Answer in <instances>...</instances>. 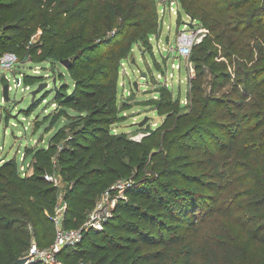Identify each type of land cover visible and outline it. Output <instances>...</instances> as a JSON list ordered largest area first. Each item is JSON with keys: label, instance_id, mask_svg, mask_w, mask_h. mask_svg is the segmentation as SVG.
<instances>
[{"label": "rangeland", "instance_id": "374dc122", "mask_svg": "<svg viewBox=\"0 0 264 264\" xmlns=\"http://www.w3.org/2000/svg\"><path fill=\"white\" fill-rule=\"evenodd\" d=\"M23 10H34L37 17L20 38L23 47L32 46L30 57L18 63L13 74L0 68V166L15 159L19 171L30 176L42 167L44 171L36 156L42 148L49 158L63 148L88 158L98 140L103 145L110 136L124 133L127 141L147 147L145 161L138 162L136 146L125 145L135 160L119 163L118 158L110 164L116 170L94 187L95 202L84 223L110 187L112 198L122 194L129 199L131 190L148 218L142 222L126 214L114 220V231L97 235L100 245L121 239L141 264H167L169 252L160 238L171 233L193 240L194 264H264V245L252 242L247 234L253 228L264 232V216L255 219L246 198L251 191L264 193V0H32ZM183 33L199 39L188 57L178 50ZM54 49L56 57L51 59L48 55ZM60 50L66 55L60 56ZM18 51L21 57L23 48ZM62 58L70 60L73 73L59 62ZM14 75L21 77L20 86ZM25 75L32 76L29 86ZM244 81L250 82L247 89ZM195 82L211 100L217 125L194 127L186 136V128H181L177 138L171 137L168 150L170 136L163 140L167 128L160 127L169 113L176 117L186 112L180 110L188 105L187 95ZM4 83L10 86L8 101L3 100ZM41 83L46 86L37 91ZM75 90L76 103L66 105L72 122L66 125L68 121L61 118L48 127L59 109L58 100ZM149 99H160V104H147ZM77 130L87 133L74 139ZM123 145L114 143L112 150ZM161 156H169L166 168H161ZM51 174L58 180L57 206L66 208L72 183L57 166ZM169 183L174 192L186 191L165 193L162 185ZM153 197H161L171 210L176 201L197 203L194 229L184 227L167 211L155 210L150 205ZM27 228L31 243L40 241L41 249L51 247L55 226L46 239L39 231L34 234L31 225ZM64 247L55 257L69 264L60 256ZM29 248L18 259L27 256ZM147 257L153 258L144 262ZM27 264L48 263L40 258Z\"/></svg>", "mask_w": 264, "mask_h": 264}, {"label": "trees", "instance_id": "16d2710c", "mask_svg": "<svg viewBox=\"0 0 264 264\" xmlns=\"http://www.w3.org/2000/svg\"><path fill=\"white\" fill-rule=\"evenodd\" d=\"M28 1L32 0H0V48H4V50L0 51V56L4 52H14L18 56V63L27 57H30V50L32 48V46L28 49L26 46L23 47V44L20 41L24 29L31 20H34L37 17L34 10H23V6L26 5ZM48 1L52 3L59 0ZM197 1L199 0H194V2ZM20 8L21 11L24 12L19 14L16 13ZM31 8L34 9V6ZM10 11H13V13L10 16H7V13ZM27 14L29 15L27 16ZM245 21L246 20L243 22ZM22 48L23 54L20 57L18 49L21 50ZM128 49H130V47H128ZM200 49L203 50L202 48H199V50ZM55 53L56 49L50 51L48 57L55 59ZM60 54L64 56L66 55V51L60 50L59 55ZM68 71L69 73H73L70 66ZM31 77L32 76L28 75L24 76L26 86L31 84ZM225 78L226 77H224L223 80ZM248 86H250V82L244 81L245 89H247ZM113 87L115 91V85ZM157 91L160 92V90ZM76 94L75 90L66 93L62 99L58 100L59 109L56 111L55 115L50 117L48 127L53 126L56 120L61 118L68 121L66 125L72 122L73 115L67 112L66 105L76 103ZM187 98L188 105L185 106V109L180 110V112L184 110H186V112L181 113L176 117L169 113L160 127L161 129L164 126L167 128L163 140L170 136L167 139L168 150L170 140L179 136L181 128H186V136L190 129H193L194 127L197 129H205L217 125L213 118L214 112L210 107L211 100L208 96H203V90L200 84L196 82L193 84ZM43 99L44 98L41 100L43 101ZM38 102H36L33 107L36 106ZM146 102L147 104L158 105L160 104V99H149ZM219 118H221L220 115L217 116V119ZM160 128L153 130L151 134L155 135V132ZM83 133L85 134L87 132L84 130L74 131L73 138L78 139L84 135ZM108 139L109 140H106L103 145H100V140H98L88 158L84 157L80 152L70 148H63L52 158H49L47 154L43 155V148L38 151L36 150V156L41 160V163L44 166V171H42V167V169L37 170V173L30 176L23 175L19 171L15 159L6 160L0 166V264L13 263L23 251L30 246L32 235L27 228L29 225L36 228L34 234L39 231L41 232L42 238L45 239L49 237L50 233H54L53 222L49 220L47 214L52 215L54 213V208L57 205L54 193H56L57 189L52 182L45 179V175L47 173L51 174L56 166L61 174L66 177V181L72 183L71 189L67 191L68 194L65 197V199L68 200V204L64 212V226L66 228H79L84 223L86 211L89 208L91 209L95 202L94 197L97 192L94 190V187L102 177L116 170L111 167L110 164L112 162L117 163L116 160H118V158L119 163L127 158L129 161L135 160L133 153L128 149L130 145L136 146L138 148L137 150L140 152L139 157L137 158L138 162L139 159H141L142 162L145 161L147 147H144L143 144L127 141L124 133L112 135ZM114 143H122L124 145L112 150ZM125 145H127L128 148L127 146L125 147ZM157 156L158 154L153 160L156 159ZM160 160L163 162V167L161 168H166L167 166L164 165L169 162V156H161ZM61 162L64 163V166L62 167L59 165ZM125 167L126 166H122V170H125ZM161 174L162 176H166L164 171H161ZM162 188L165 193L170 194L171 192H174L171 183L166 187L165 184L164 186L162 185ZM176 191L181 193L186 191V189L179 188ZM176 191L174 194H176ZM129 196L127 202L119 201L116 204L113 217L106 222L100 232H97L94 229L87 231L84 230L81 241L72 247L65 246L60 256L69 264H80L81 262L87 261H96L94 264H141L137 261L136 255H134V253H129L128 247H125V245L120 243L121 239L115 243L108 242L106 245H100L97 242V235L101 232L106 235L108 231H114L116 229L114 226V220H120L123 215H130L132 218L141 220L142 222H145L144 219L148 218L146 215V209L135 197L137 195H133L130 190ZM246 198L247 204L252 205L253 210L255 211L253 217L255 219H260L264 216V193L251 191L248 192ZM150 205L154 207L155 210L161 209L162 211H167V215L170 214L171 218L177 217V220L188 229H194L193 218L196 212L200 209L199 205L194 201H189L184 204L177 203L176 201V208H172L171 210L169 207L166 208L165 205H163L161 197H153L150 200ZM254 218L252 219L254 220ZM122 220L126 222L125 219ZM132 230H134V228ZM247 234L252 242L264 245L263 231L253 228L249 229ZM105 240H107L106 236ZM127 240L125 239L124 242H128ZM39 244L42 243L38 241L37 245L39 246ZM160 244H163L162 246H165L168 249L167 251L169 254L167 255V264H194L193 256L195 255V248L193 240H187L183 235L167 233L160 238ZM64 253L65 256H62ZM164 256L165 255L162 257ZM152 258L153 257H147V259H144V262L151 260Z\"/></svg>", "mask_w": 264, "mask_h": 264}, {"label": "built area", "instance_id": "2783aa9c", "mask_svg": "<svg viewBox=\"0 0 264 264\" xmlns=\"http://www.w3.org/2000/svg\"><path fill=\"white\" fill-rule=\"evenodd\" d=\"M196 36L193 37L187 33H183L178 37V50L183 57H188L191 53L192 46L195 42H198ZM18 56L14 52H4L0 56V68L4 70H9L13 74L15 66L18 64ZM16 76V75H14ZM18 77V76H16ZM6 80L7 77L4 75ZM16 86H20L21 77L16 79ZM10 89V86H9ZM45 179L52 182L53 185H57V178L50 173L45 175ZM124 186V185H121ZM114 187V186H113ZM110 187L104 193L102 198L96 203L95 207L89 212L87 221L79 228H66L64 226V212L66 208L57 206L55 207L54 213L50 215V218L55 226V240L51 247L46 249H41L36 242L31 243L29 252L27 256V262H33L36 259H44L48 264H61L55 257V253L66 245H72L79 242L82 238L84 230H102L106 222L112 217L113 209L115 208L118 199L127 200L126 196L119 194L115 195L116 198H112L110 195ZM119 201V200H118Z\"/></svg>", "mask_w": 264, "mask_h": 264}, {"label": "water", "instance_id": "95a60500", "mask_svg": "<svg viewBox=\"0 0 264 264\" xmlns=\"http://www.w3.org/2000/svg\"><path fill=\"white\" fill-rule=\"evenodd\" d=\"M62 65H64L65 67H68L69 64H70V60L69 59H61L59 61ZM16 79L18 80V77H16ZM44 86H46V83H41L37 89V91H40ZM2 94H3V100L5 101H8L9 100V84L8 83H4L3 86H2ZM36 95V91H33V100L34 99V96ZM145 123V120L144 121H141L139 123V125H143ZM27 258H22V259H18V260H15L13 263L11 264H27Z\"/></svg>", "mask_w": 264, "mask_h": 264}]
</instances>
